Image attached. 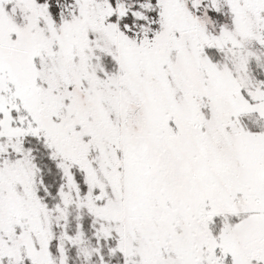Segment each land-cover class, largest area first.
Returning a JSON list of instances; mask_svg holds the SVG:
<instances>
[{"label": "snow or ice", "instance_id": "6c2138e0", "mask_svg": "<svg viewBox=\"0 0 264 264\" xmlns=\"http://www.w3.org/2000/svg\"><path fill=\"white\" fill-rule=\"evenodd\" d=\"M0 264H264V0H0Z\"/></svg>", "mask_w": 264, "mask_h": 264}]
</instances>
